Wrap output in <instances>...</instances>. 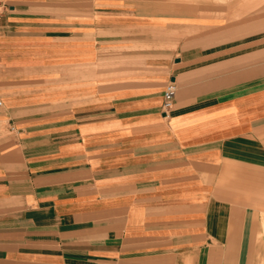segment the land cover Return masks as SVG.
Listing matches in <instances>:
<instances>
[{
  "label": "crops",
  "instance_id": "crops-1",
  "mask_svg": "<svg viewBox=\"0 0 264 264\" xmlns=\"http://www.w3.org/2000/svg\"><path fill=\"white\" fill-rule=\"evenodd\" d=\"M154 16L0 0V264H264V33L157 57Z\"/></svg>",
  "mask_w": 264,
  "mask_h": 264
},
{
  "label": "rangeland",
  "instance_id": "rangeland-1",
  "mask_svg": "<svg viewBox=\"0 0 264 264\" xmlns=\"http://www.w3.org/2000/svg\"><path fill=\"white\" fill-rule=\"evenodd\" d=\"M130 1L140 8L141 13L155 15L152 20L157 22L156 27L150 28V40L140 45L144 54L155 50V55L160 57L165 56L164 50H171L175 59L185 50L192 51L200 47L235 46L240 53L258 48L261 44L259 39L264 33V0H249L246 9H242L243 2L238 0ZM240 61L236 64L237 81L244 77L246 71L253 76L264 72L260 55H253V64L248 69L243 66L244 61ZM84 72V68L78 65L75 70H60L57 76L62 80L83 79ZM179 89L178 82L175 98L178 97Z\"/></svg>",
  "mask_w": 264,
  "mask_h": 264
},
{
  "label": "built area",
  "instance_id": "built-area-1",
  "mask_svg": "<svg viewBox=\"0 0 264 264\" xmlns=\"http://www.w3.org/2000/svg\"><path fill=\"white\" fill-rule=\"evenodd\" d=\"M177 93V82L175 80L169 81L163 91V109L167 112L172 109ZM1 104V102H0Z\"/></svg>",
  "mask_w": 264,
  "mask_h": 264
},
{
  "label": "bare ground",
  "instance_id": "bare-ground-1",
  "mask_svg": "<svg viewBox=\"0 0 264 264\" xmlns=\"http://www.w3.org/2000/svg\"><path fill=\"white\" fill-rule=\"evenodd\" d=\"M240 1H242L243 3L241 4V6H242V9H246L245 7L247 6V5H249V0H238L237 2H240ZM250 1H252V0H250ZM235 2V1H234ZM253 2V1H252ZM258 3V2H257ZM252 6H254V5H252ZM251 7V6H250ZM252 9V8H251Z\"/></svg>",
  "mask_w": 264,
  "mask_h": 264
}]
</instances>
